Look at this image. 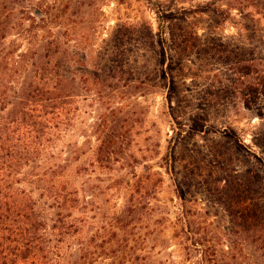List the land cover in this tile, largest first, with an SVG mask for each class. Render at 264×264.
I'll return each mask as SVG.
<instances>
[{
	"label": "rangeland",
	"instance_id": "rangeland-1",
	"mask_svg": "<svg viewBox=\"0 0 264 264\" xmlns=\"http://www.w3.org/2000/svg\"><path fill=\"white\" fill-rule=\"evenodd\" d=\"M158 1L173 10L210 0ZM30 4L32 18L19 15L5 49L27 57L0 79L15 84L34 78L33 64L50 42L58 44L61 58L50 77L64 74L77 87L74 126L60 148H73L64 156L73 157L75 186L85 201V234L107 243L106 264H129L115 254L125 240L127 252L143 258L140 264H185L199 241L202 248L217 247L219 264H264L258 243L229 250L231 240L239 239L219 199L225 192H245L248 205L251 192L264 193V98L245 107L233 57L228 59L235 46L264 56V14L255 15V29L249 15L232 11L172 21L162 32L148 0ZM116 66L130 72L122 84L127 78L132 85L113 89L108 75ZM113 126L124 134L123 154L109 170L95 162L94 152L100 134ZM178 132L185 136L181 142L174 140ZM174 143L171 167L166 156ZM131 156L137 158L134 167ZM249 170L258 178L251 179ZM139 180L147 186L141 192L149 207L122 235L116 218ZM181 200L192 215L185 222Z\"/></svg>",
	"mask_w": 264,
	"mask_h": 264
},
{
	"label": "trees",
	"instance_id": "trees-1",
	"mask_svg": "<svg viewBox=\"0 0 264 264\" xmlns=\"http://www.w3.org/2000/svg\"><path fill=\"white\" fill-rule=\"evenodd\" d=\"M148 2L153 6L162 32L172 21L197 15L229 16L232 11L249 15L255 29L260 22L255 15L264 14V0H210L173 10L158 0ZM30 3L31 0H0V75L8 74L27 57L5 49L19 15L32 18ZM40 13L38 19L41 21L45 14ZM48 46L38 63L33 64L37 76L19 84L0 79V264H106L103 255H106L107 243L104 239L98 243L85 234V227L89 225L85 201L75 186L73 157L64 156L73 154V148L70 145L60 148L74 126L77 87L64 74L56 73L54 78L50 77L54 71L51 67L55 68L54 61L60 60L61 52L56 41ZM223 48L227 51L225 45ZM230 53L233 56L228 55V59L233 57L239 95L245 107L250 108L264 98V56L247 53L242 46L233 47ZM116 56H119L118 52ZM129 74L116 66L108 75L112 81L110 85L117 90L129 86L131 83L128 84L127 78L122 84L123 76ZM176 136L174 140L178 142L185 138L182 132ZM122 138L123 132L115 126L100 134L94 152L95 162L100 167L109 170L115 167L119 161L117 157L123 154ZM176 145L174 143L166 156L171 167H174ZM131 157L130 165L134 167L137 158ZM148 171L146 168L145 172ZM249 174L253 180L258 178L257 171L249 170ZM142 189L147 186L139 180L130 189L116 218L117 230L122 235L142 221L149 207L150 202ZM244 193L225 192L226 195L219 198L226 203L232 218L235 228L232 235L243 243L231 240L229 250H244L250 242L260 244L264 250V193L251 192L248 205ZM181 201L185 222L192 215L184 200ZM76 212L84 215L77 217ZM127 243L128 240L121 242L115 254L120 252V257L129 264H140L143 258L127 252ZM194 243L185 264H219L223 261L216 257L217 247L202 248L200 241Z\"/></svg>",
	"mask_w": 264,
	"mask_h": 264
},
{
	"label": "water",
	"instance_id": "water-1",
	"mask_svg": "<svg viewBox=\"0 0 264 264\" xmlns=\"http://www.w3.org/2000/svg\"><path fill=\"white\" fill-rule=\"evenodd\" d=\"M35 14L40 17L41 16V13L38 11V10H35Z\"/></svg>",
	"mask_w": 264,
	"mask_h": 264
}]
</instances>
